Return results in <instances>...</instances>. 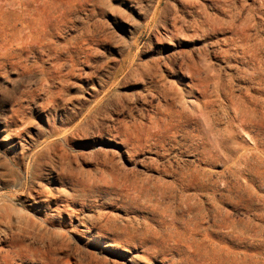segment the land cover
<instances>
[{
    "label": "rangeland",
    "instance_id": "1",
    "mask_svg": "<svg viewBox=\"0 0 264 264\" xmlns=\"http://www.w3.org/2000/svg\"><path fill=\"white\" fill-rule=\"evenodd\" d=\"M0 264H264V0H0Z\"/></svg>",
    "mask_w": 264,
    "mask_h": 264
}]
</instances>
